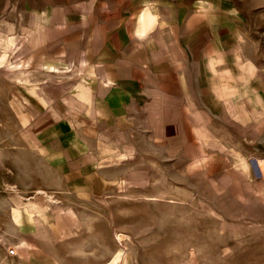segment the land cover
I'll return each mask as SVG.
<instances>
[{
	"label": "rangeland",
	"instance_id": "374dc122",
	"mask_svg": "<svg viewBox=\"0 0 264 264\" xmlns=\"http://www.w3.org/2000/svg\"><path fill=\"white\" fill-rule=\"evenodd\" d=\"M146 8L174 32L193 18L225 75L182 134L92 121L94 42ZM64 119L92 153L73 169L45 152ZM262 158L264 0H0V264H264Z\"/></svg>",
	"mask_w": 264,
	"mask_h": 264
},
{
	"label": "crops",
	"instance_id": "0c3cea01",
	"mask_svg": "<svg viewBox=\"0 0 264 264\" xmlns=\"http://www.w3.org/2000/svg\"><path fill=\"white\" fill-rule=\"evenodd\" d=\"M155 11L146 8L136 18L121 20L95 40L94 58L87 62L90 63L88 69L93 70L87 83H90L87 94L90 109L97 113V118H94L92 112L93 122L102 118L108 123L106 119L130 115L139 118L140 113L137 112H141L147 118L153 115L163 131L168 125L174 133L179 131L182 134L180 123H183L185 111L192 114V111L205 110L201 100L207 103L206 109H210L212 99L199 95L213 94L217 90L216 83L210 78L225 77L224 73H217L212 68V59L206 60L212 50L215 51V46L206 40L198 43L201 27L193 18L174 32ZM166 29L175 36L168 38L171 35L166 33ZM236 81L239 83L232 85L226 80L219 84L218 90L222 93L227 92L226 88L232 89L230 92L240 91L245 97L241 95L240 105L235 108L242 109L246 104L248 109L245 94L249 92V86L245 80ZM251 92H258V89ZM221 98L223 102L227 100L223 96ZM63 122L70 127L64 130L63 138L59 136L50 140L45 152L51 161L63 163L66 160L69 168L73 169L78 167L77 160L79 165L86 164L79 159H88L92 153H80L89 149L87 142L79 134L74 139L73 123L65 119ZM259 169L264 176L260 166Z\"/></svg>",
	"mask_w": 264,
	"mask_h": 264
},
{
	"label": "bare ground",
	"instance_id": "6f19581e",
	"mask_svg": "<svg viewBox=\"0 0 264 264\" xmlns=\"http://www.w3.org/2000/svg\"><path fill=\"white\" fill-rule=\"evenodd\" d=\"M258 166H260L261 170L263 171V175H264V159L263 158L259 160Z\"/></svg>",
	"mask_w": 264,
	"mask_h": 264
},
{
	"label": "built area",
	"instance_id": "2783aa9c",
	"mask_svg": "<svg viewBox=\"0 0 264 264\" xmlns=\"http://www.w3.org/2000/svg\"><path fill=\"white\" fill-rule=\"evenodd\" d=\"M10 252H11V253H14V250H13V249H10Z\"/></svg>",
	"mask_w": 264,
	"mask_h": 264
}]
</instances>
